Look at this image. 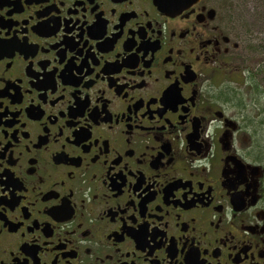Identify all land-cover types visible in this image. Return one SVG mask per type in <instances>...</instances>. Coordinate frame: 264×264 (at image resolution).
<instances>
[{
  "label": "flooded vegetation",
  "instance_id": "obj_1",
  "mask_svg": "<svg viewBox=\"0 0 264 264\" xmlns=\"http://www.w3.org/2000/svg\"><path fill=\"white\" fill-rule=\"evenodd\" d=\"M237 27L230 0H0V264H264Z\"/></svg>",
  "mask_w": 264,
  "mask_h": 264
},
{
  "label": "rangeland",
  "instance_id": "obj_2",
  "mask_svg": "<svg viewBox=\"0 0 264 264\" xmlns=\"http://www.w3.org/2000/svg\"><path fill=\"white\" fill-rule=\"evenodd\" d=\"M232 17L240 35L248 42V52L255 57L259 53L264 56V0H230ZM264 58V57H263ZM260 59V58H259ZM262 75V74H260ZM261 81L263 82L264 79ZM261 86V84H260ZM255 94V93H254ZM256 112V110H253Z\"/></svg>",
  "mask_w": 264,
  "mask_h": 264
},
{
  "label": "water",
  "instance_id": "obj_3",
  "mask_svg": "<svg viewBox=\"0 0 264 264\" xmlns=\"http://www.w3.org/2000/svg\"><path fill=\"white\" fill-rule=\"evenodd\" d=\"M166 8V7H165Z\"/></svg>",
  "mask_w": 264,
  "mask_h": 264
}]
</instances>
